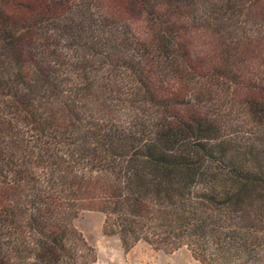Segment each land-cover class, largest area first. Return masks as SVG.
I'll list each match as a JSON object with an SVG mask.
<instances>
[{"label":"trees","instance_id":"trees-1","mask_svg":"<svg viewBox=\"0 0 264 264\" xmlns=\"http://www.w3.org/2000/svg\"><path fill=\"white\" fill-rule=\"evenodd\" d=\"M84 211L264 264V0H0V264L96 263Z\"/></svg>","mask_w":264,"mask_h":264},{"label":"rangeland","instance_id":"rangeland-1","mask_svg":"<svg viewBox=\"0 0 264 264\" xmlns=\"http://www.w3.org/2000/svg\"><path fill=\"white\" fill-rule=\"evenodd\" d=\"M199 40L210 42L205 38ZM74 226L96 251L97 260L94 264H200L185 247L166 253L140 242L125 254L119 238L105 231V216L96 211L82 212L74 221Z\"/></svg>","mask_w":264,"mask_h":264}]
</instances>
